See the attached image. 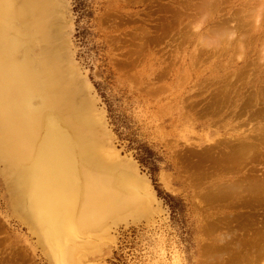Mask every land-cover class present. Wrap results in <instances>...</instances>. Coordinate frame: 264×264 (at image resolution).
<instances>
[{
  "label": "rangeland",
  "instance_id": "374dc122",
  "mask_svg": "<svg viewBox=\"0 0 264 264\" xmlns=\"http://www.w3.org/2000/svg\"><path fill=\"white\" fill-rule=\"evenodd\" d=\"M59 34L114 155L155 193L137 220L110 222L81 264H264L263 192L220 209L202 194L208 182L241 183L210 165L217 147L242 137L264 149V0H65ZM257 155L248 166L262 177ZM1 168L0 264H55Z\"/></svg>",
  "mask_w": 264,
  "mask_h": 264
},
{
  "label": "bare ground",
  "instance_id": "6f19581e",
  "mask_svg": "<svg viewBox=\"0 0 264 264\" xmlns=\"http://www.w3.org/2000/svg\"><path fill=\"white\" fill-rule=\"evenodd\" d=\"M64 12L65 0H0V164L15 212L50 260L81 264L110 222L137 220L145 210L137 203L154 201L155 193L133 160L114 155L89 87L60 42ZM241 139L210 156L215 171L235 172L241 182H208L202 194L211 209L236 203L242 192L264 195V175L248 166L264 155L262 140Z\"/></svg>",
  "mask_w": 264,
  "mask_h": 264
},
{
  "label": "trees",
  "instance_id": "16d2710c",
  "mask_svg": "<svg viewBox=\"0 0 264 264\" xmlns=\"http://www.w3.org/2000/svg\"><path fill=\"white\" fill-rule=\"evenodd\" d=\"M153 182H154V179H153Z\"/></svg>",
  "mask_w": 264,
  "mask_h": 264
}]
</instances>
